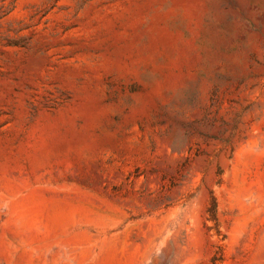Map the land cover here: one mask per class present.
<instances>
[{"label":"rangeland","instance_id":"rangeland-1","mask_svg":"<svg viewBox=\"0 0 264 264\" xmlns=\"http://www.w3.org/2000/svg\"><path fill=\"white\" fill-rule=\"evenodd\" d=\"M0 264H264V0H0Z\"/></svg>","mask_w":264,"mask_h":264}]
</instances>
